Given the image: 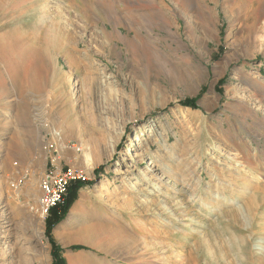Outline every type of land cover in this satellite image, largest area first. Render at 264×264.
<instances>
[{
    "label": "rangeland",
    "instance_id": "obj_1",
    "mask_svg": "<svg viewBox=\"0 0 264 264\" xmlns=\"http://www.w3.org/2000/svg\"><path fill=\"white\" fill-rule=\"evenodd\" d=\"M0 4V264H52L39 181L67 169L65 264H264V0Z\"/></svg>",
    "mask_w": 264,
    "mask_h": 264
},
{
    "label": "bare ground",
    "instance_id": "obj_2",
    "mask_svg": "<svg viewBox=\"0 0 264 264\" xmlns=\"http://www.w3.org/2000/svg\"><path fill=\"white\" fill-rule=\"evenodd\" d=\"M1 5V4H0ZM86 5V4H85ZM86 6H88V5H86ZM98 12L97 14H99V18H100V20H102L103 22H106L107 20H109V19H111L110 18V12L112 11V13H113V10H111L110 11V8H99V6H97V7H95L94 5H89V7H84V9L81 11V12H83L84 14V16L86 17V18H88L89 16H90V14H92L93 12ZM0 14H1V9H0ZM109 22V21H108ZM49 28V27H48ZM45 30V29H44ZM16 31H20V32H24L23 30H13L12 32H16ZM41 34V33H40ZM42 40H41V42L40 43H42L41 45V48L42 49H37V48H34V49H32V48H29V50H27V51H29V52H32V54L33 55H35L34 56V58H35V60H31L33 63L32 64H30V63H27V64H30V65H28L27 66V69H31V68H33V67H40V68H42V70H46V67H47V64H46V62H45V60L43 61L42 59L44 58V56L47 54V53H49L50 51H49V49L51 48V47H53L54 46V44L56 43V38H57V35H55L54 34V31L53 30H45V31H43V33H42ZM58 39V38H57ZM40 41V40H39ZM36 43H37V41H35ZM35 42H33V44H34V46H35ZM38 47V46H37ZM52 50V49H51ZM13 51H14V48H13ZM53 51V50H52ZM30 57V56H29ZM28 57V58H29ZM28 60H30V58L28 59ZM27 60V61H28ZM152 67H154V65L152 66ZM158 67L160 68V65H158ZM158 67H157V69H158ZM36 70H37V68H36ZM151 70H153L152 68H151ZM37 73V72H36ZM156 73H157V71H156ZM158 129H159V127H158ZM87 159V158H86ZM88 162V161H87ZM153 169H156V170H162V169H164V168H162L161 166H154L153 167ZM114 173H116L117 175H118V173H119V170H114L113 171ZM150 180V179H149ZM148 180V181H149ZM147 181V180H146ZM160 201V200H159ZM164 204H162V202L160 201V203H159V206L161 207V209L164 211V213L166 214V216L167 215H169V216H171V217H174V214L178 211V210H176V209H173V211H169L170 209H167L166 207H164L163 206ZM180 211V210H179ZM190 213V212H189ZM188 213V214H189ZM155 215H157V214H155ZM179 215V214H178ZM165 216V215H164ZM180 216V215H179ZM178 216V217H179ZM182 216V215H181ZM180 218V217H179ZM184 218V217H183ZM153 219V218H152ZM157 220V219H156ZM173 220V219H172ZM175 222V221H174ZM103 230V229H102ZM108 230V229H107ZM106 231V230H105ZM111 232V231H110ZM104 233V232H103ZM107 233V232H106ZM105 233V234H106ZM109 233V232H108ZM117 233H119V232H114L112 235H113V238L109 241L110 242V244H113L114 246H117V247H123V246H125L126 244H128L129 243V241L127 240V239H130V237L129 236H131V237H134L135 238V236H134V234L133 233H131V232H127L126 233V235H125V237L124 238H127V239H124V238H122V236H120L119 234H117ZM182 235V234H181ZM178 236H180V235H178ZM184 237V236H183ZM188 237V236H187ZM40 239V238H39ZM158 239V238H157ZM160 240V239H159ZM179 240V239H178ZM181 240H183L182 242L185 244V245H187L186 243H188L187 242V239L185 238H182ZM142 243V242H141ZM144 246H146L145 244H143ZM183 245V244H182ZM165 246V245H164ZM188 246V245H187ZM200 246V245H199ZM167 247V246H166ZM162 248V247H161ZM161 254H163V253H161ZM144 255H147V256H149V255H154V257H157L154 253H152V252H149V254H148V252H143V253H141L140 255H136L134 252H132V251H129L128 253H127V256L128 257H137V258H139V259H143V256ZM150 256V257H151ZM178 256V255H177ZM190 260H193V253L190 251V253H188L187 255H186ZM154 257H153V259H154ZM179 258V257H178ZM143 261H147L146 259H144ZM185 261V260H184ZM70 262L71 263H73V261L72 260H70ZM189 262V261H188Z\"/></svg>",
    "mask_w": 264,
    "mask_h": 264
},
{
    "label": "built area",
    "instance_id": "obj_3",
    "mask_svg": "<svg viewBox=\"0 0 264 264\" xmlns=\"http://www.w3.org/2000/svg\"><path fill=\"white\" fill-rule=\"evenodd\" d=\"M74 182H86L81 171H47L39 181L40 198L38 208L41 217H46L50 209L62 206L66 200L68 187Z\"/></svg>",
    "mask_w": 264,
    "mask_h": 264
},
{
    "label": "trees",
    "instance_id": "obj_4",
    "mask_svg": "<svg viewBox=\"0 0 264 264\" xmlns=\"http://www.w3.org/2000/svg\"><path fill=\"white\" fill-rule=\"evenodd\" d=\"M198 97L191 100V99H187L185 101L180 102V106L184 107V108H189L192 110H196L198 109V107L196 106V101H197ZM103 167H101L100 169L96 170L95 173L97 174L98 171H102ZM87 185L86 182H74L71 183L69 185L68 188V195H67V199H66V203L64 206L62 207H56L53 209H50L49 214L47 219V223H46V237L48 239V243L51 247V251H50V256L52 258V264H65L64 259L62 258V250L57 247L56 243L54 242V240L51 237V230L52 228L57 225L58 223H60L64 217L66 216L68 210L70 209V206L75 202V200L77 199V193L80 189L84 188ZM72 250L74 251H80L83 250V247L80 246H74L71 247Z\"/></svg>",
    "mask_w": 264,
    "mask_h": 264
}]
</instances>
